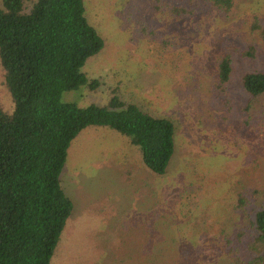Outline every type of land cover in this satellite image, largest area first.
<instances>
[{
    "label": "rangeland",
    "instance_id": "1",
    "mask_svg": "<svg viewBox=\"0 0 264 264\" xmlns=\"http://www.w3.org/2000/svg\"><path fill=\"white\" fill-rule=\"evenodd\" d=\"M197 1L187 17L163 0H84L105 45L82 72L100 86L65 91L61 101L102 106L116 89L174 120L176 152L158 176L127 136L83 129L61 174L73 212L50 264H233L226 236L264 205V96L252 100L242 87L247 71L264 66V35L253 28L264 26V0H235L227 15ZM250 45L257 58L237 54L231 80L217 88L225 50ZM0 106L12 111L1 60ZM239 193L249 204L237 211Z\"/></svg>",
    "mask_w": 264,
    "mask_h": 264
},
{
    "label": "trees",
    "instance_id": "2",
    "mask_svg": "<svg viewBox=\"0 0 264 264\" xmlns=\"http://www.w3.org/2000/svg\"><path fill=\"white\" fill-rule=\"evenodd\" d=\"M163 0L175 16L199 11L196 0ZM229 14L235 0H204ZM254 30L264 35L258 20ZM105 42L86 17L84 0H1L0 60L12 111L0 106V264H50L73 203L61 186L68 149L89 126H104L129 138L154 174L169 173L175 154L176 124L145 105L121 100L116 89L106 105L81 107L61 101L65 91L100 86L82 72L86 61ZM256 59L250 45L226 49L218 62L217 88L231 80L234 58ZM252 100L264 96V66L242 77ZM240 194V193H239ZM238 195L234 210L248 208ZM249 222L226 236L224 247L233 264H264V205L252 208Z\"/></svg>",
    "mask_w": 264,
    "mask_h": 264
}]
</instances>
